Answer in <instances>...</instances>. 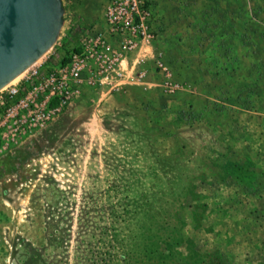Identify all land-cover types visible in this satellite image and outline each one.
Here are the masks:
<instances>
[{
  "label": "rangeland",
  "instance_id": "1",
  "mask_svg": "<svg viewBox=\"0 0 264 264\" xmlns=\"http://www.w3.org/2000/svg\"><path fill=\"white\" fill-rule=\"evenodd\" d=\"M109 1L62 0L64 28L38 62L91 45ZM150 1L158 35L121 76L0 135V264H264V230L247 226L259 201L238 195L262 188L246 143L264 104L240 55L264 54V0Z\"/></svg>",
  "mask_w": 264,
  "mask_h": 264
},
{
  "label": "built area",
  "instance_id": "2",
  "mask_svg": "<svg viewBox=\"0 0 264 264\" xmlns=\"http://www.w3.org/2000/svg\"><path fill=\"white\" fill-rule=\"evenodd\" d=\"M158 23L150 0H110L104 30L95 31L91 45L83 44L81 52L57 68L48 70L45 63L37 62L18 83L0 92V135L8 131L14 137L43 127L49 119L51 103L64 108L80 97L84 83L93 86L108 76H121L118 68L125 55L155 38ZM158 68L169 75V68L161 61ZM86 76L88 80L84 81ZM166 87L170 93L178 88L170 78Z\"/></svg>",
  "mask_w": 264,
  "mask_h": 264
},
{
  "label": "water",
  "instance_id": "3",
  "mask_svg": "<svg viewBox=\"0 0 264 264\" xmlns=\"http://www.w3.org/2000/svg\"><path fill=\"white\" fill-rule=\"evenodd\" d=\"M64 16L62 0H0V92L55 46Z\"/></svg>",
  "mask_w": 264,
  "mask_h": 264
},
{
  "label": "crops",
  "instance_id": "4",
  "mask_svg": "<svg viewBox=\"0 0 264 264\" xmlns=\"http://www.w3.org/2000/svg\"><path fill=\"white\" fill-rule=\"evenodd\" d=\"M165 2L160 3V9L162 14H168L166 9L164 8ZM170 6V5H169ZM261 42L260 44L264 45V38L263 36L260 37ZM259 46H255L253 43L250 45L249 51H247L249 54L248 55H240V68L242 67V62L246 58L247 60L250 61V66L249 68L251 69V75H252V80H251V85L255 82V86L259 90L258 93L260 96H257L258 99H260L261 104H264V54H262L259 50ZM136 51L132 52L129 54L130 56H127L125 62H130L132 61V58ZM124 62V63H125ZM259 105V104H258ZM263 110L259 107V110H257L255 113L251 114L252 121H256L254 124H252V130L254 134L249 138V141L251 140L252 143H246L248 148L250 149L249 154L246 150L242 151L243 154L247 152L248 156L251 158V161L253 163V169L255 168V171L257 170V175L259 177H262L259 182L255 181L256 183L262 185V188L253 191L248 194L244 193H239V197L241 199L247 198L249 199H254L259 201V205H257L258 209L254 211L255 216L252 218V224L247 225L248 228H250L249 232H254L257 233L261 229L264 230V107H262ZM244 141H241V143ZM238 154L241 152L238 149ZM236 195V196H238ZM244 195V196H243ZM237 197L236 199H238ZM256 206V205H255Z\"/></svg>",
  "mask_w": 264,
  "mask_h": 264
},
{
  "label": "bare ground",
  "instance_id": "5",
  "mask_svg": "<svg viewBox=\"0 0 264 264\" xmlns=\"http://www.w3.org/2000/svg\"><path fill=\"white\" fill-rule=\"evenodd\" d=\"M20 77H21V76H20ZM20 77H18L17 79H15V80H14L13 82H11V83L16 82L18 79H20ZM11 83H10V84H11ZM10 84H9V85H10ZM6 87H7V86H6ZM6 87H5V88H6Z\"/></svg>",
  "mask_w": 264,
  "mask_h": 264
}]
</instances>
